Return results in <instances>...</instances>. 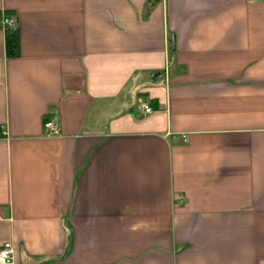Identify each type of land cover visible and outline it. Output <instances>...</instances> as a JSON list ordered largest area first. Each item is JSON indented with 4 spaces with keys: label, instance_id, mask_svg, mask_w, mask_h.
<instances>
[{
    "label": "crops",
    "instance_id": "1",
    "mask_svg": "<svg viewBox=\"0 0 264 264\" xmlns=\"http://www.w3.org/2000/svg\"><path fill=\"white\" fill-rule=\"evenodd\" d=\"M0 12L15 20L0 29L14 264H264V0Z\"/></svg>",
    "mask_w": 264,
    "mask_h": 264
},
{
    "label": "built area",
    "instance_id": "2",
    "mask_svg": "<svg viewBox=\"0 0 264 264\" xmlns=\"http://www.w3.org/2000/svg\"><path fill=\"white\" fill-rule=\"evenodd\" d=\"M14 27V18L3 12H0V29L11 30L14 29ZM137 107L144 113H150L152 111L149 103L146 101H140ZM43 128L48 136H56L60 132V123L56 117L52 116L45 119L43 122ZM5 136V128L0 127V137L3 138ZM182 141H186L185 136H182ZM0 264H14V246L11 241H6L0 246Z\"/></svg>",
    "mask_w": 264,
    "mask_h": 264
}]
</instances>
